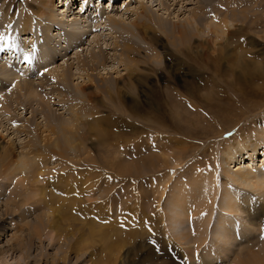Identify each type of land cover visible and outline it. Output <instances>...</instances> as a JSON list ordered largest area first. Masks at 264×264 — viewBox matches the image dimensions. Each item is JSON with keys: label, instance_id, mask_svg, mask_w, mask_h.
I'll return each instance as SVG.
<instances>
[{"label": "rangeland", "instance_id": "1", "mask_svg": "<svg viewBox=\"0 0 264 264\" xmlns=\"http://www.w3.org/2000/svg\"><path fill=\"white\" fill-rule=\"evenodd\" d=\"M40 1L0 0V19L3 20V12L8 20L14 19L9 29L12 30V34L15 33V26H18V21L23 15H29L32 22L38 23ZM61 1L56 0V3L62 6ZM172 1L118 0L117 4H114L109 0H92L90 4L87 0L85 3L83 0H75L70 6L75 15L73 17L86 14L85 18L91 23L90 26H95L98 23L96 20H100L96 28L84 27L88 24L86 22L82 26L83 29L78 31L85 33L81 35L82 39L76 45L79 47L67 48L64 51L61 43L58 44L57 48L62 49L63 57L50 61V57L42 56L46 58L45 67H40V64L35 69L33 64L27 61L8 65L7 70L11 71V74L8 79L3 77L5 80L1 81L4 85L0 88L9 93L19 81L30 79L36 86V91H40L42 96H52V100L48 101L50 111L56 117L69 118L70 101H60L52 94L51 90L57 84L56 80L51 79L48 87H42V83L46 82L43 81L45 80L43 74H47V71L52 72L53 67L61 70L67 63L74 64L73 83H80L82 79L79 76L80 71L77 70L76 55L80 50L86 56L91 50H98L96 47L102 45L112 49L106 51L110 63L106 71L101 69L100 77L108 79L113 85L115 81L117 86L120 85L121 79L115 78L119 71L123 74L124 70L116 63L117 61H114V54L119 55L120 47L116 44V34H112L109 29L106 31L104 27L103 20L106 17L104 12L118 14L130 24L138 17L141 6L144 5L165 20L183 22L195 10H200L203 4L206 5L204 14L207 15L204 16V21L207 19V23L203 27L204 33L184 47L179 44L176 46L173 40L159 31H152L153 35L158 34L162 37L155 39V48L162 56L158 59L157 66L155 53L149 51L151 61L136 65L135 69L146 77L144 81L147 83H135L137 86L131 91L134 98H129L125 94L126 91L122 92V97H118L112 90L111 101L105 97L104 92L101 94L103 95L101 101L94 103V111L97 112L95 116L105 118L112 113L113 108L120 107L119 110H123V122L134 123L143 128L133 131L116 125L118 126L116 129L108 128L109 131L103 129V138L102 136L97 138L89 132L82 140L78 135L75 145L84 148L85 152L77 155L69 150L67 158L70 163L72 161L71 167L75 166L84 172L83 176L79 177L78 174L74 176L75 178L72 177L73 180L71 177H64L65 180L58 179L57 175L71 169L65 170L62 167L64 163H61L59 157H51L48 165L41 164L39 167L43 170L39 169L40 174L36 179L30 177L28 180L24 179L25 181L21 175L8 179L0 167V264H25L28 260L29 264H110L111 261L112 264H189L179 252L173 250L162 252L163 250L155 245V241L148 238V214L159 215L156 228L160 234H165V231L169 233L166 222L161 220L160 215L162 212L167 214L172 209L176 189L183 184L196 182L197 179L202 180L213 172L219 181L223 178L222 167L226 166L223 162L229 158L227 157L229 150L234 148L235 153L239 152L235 150L239 136L242 135L246 139L251 137L250 140H254V134L264 137V102L262 103L260 98L250 96L247 97L248 101L244 102L249 92L257 90L261 92L262 89L264 91V78L250 82L255 67L264 69V0H189L179 5ZM163 3L174 6L170 11H165ZM68 5L64 10L68 9ZM217 9L219 11H216ZM7 12L11 18L6 15ZM89 12L91 13L87 14ZM224 21L230 25L225 35H214L207 42L206 39L210 35L207 26L220 28ZM69 31V27L60 29L53 25L51 34L54 39L59 40L64 39L65 35L69 38ZM40 33V29L36 28L37 37L33 38L39 48L43 41V37H38ZM149 36H152V33ZM97 39L100 40L98 44L95 42ZM134 39L144 45L139 37ZM146 41L153 44L150 37ZM200 41L205 43L208 52L216 58L214 62L208 61L212 69H207L204 56L199 55L200 61H194L197 67L195 63L191 64L197 70L193 71V67L188 69L187 58L178 51L193 46L197 54L201 51ZM66 45L67 43H64L63 47ZM145 55L146 53L143 54L141 51L137 53V62L144 59ZM2 58L5 59L6 56L3 55ZM2 64L7 65L5 60ZM152 67L156 70L150 71ZM245 68L249 69L248 72H244ZM2 93L3 91L0 92V97ZM172 93L180 94L184 100L182 98L180 101L171 100ZM0 101L2 102V99ZM260 103L259 108L255 106ZM136 108L140 111L137 112ZM33 109L40 115L33 116ZM12 113L18 117L19 125H25L26 121L38 123L42 127L46 125L42 108L37 101L31 109L14 104L10 112L0 113V121L2 119L5 121L6 129H11L8 119L12 117ZM100 129L102 128L99 127ZM13 132L0 128V136L3 135L6 142H16L18 154H26L28 149L24 150L23 147L30 137L26 133ZM223 132L225 134L222 136ZM127 141H131L127 144L132 145L127 147L131 148V156L125 150ZM151 145H158V148L152 150ZM151 152L155 153L156 161L150 166L152 168H149L148 158ZM260 154L263 157L264 149H260ZM170 157L179 159L178 163L181 164L176 167L173 163L165 165L162 162L171 161ZM262 157H258L255 163L256 167L264 172ZM115 159L117 162L113 164ZM242 161L246 162V166L250 163L246 156ZM239 163L237 161L231 164L230 170ZM241 166H244V163ZM128 168L129 171L136 173L123 177V169ZM44 169L47 171L44 172ZM243 170H246L245 167ZM78 178L82 180L84 192L80 198L73 199L68 188L78 187L75 180ZM164 178L169 180L166 182ZM229 186L231 192L241 194L239 199L242 196L245 200L251 201L253 198L264 202V195L260 192L248 187L242 188L231 184ZM41 198L45 202H42ZM54 212H58L62 218L61 227L57 231L46 226L52 220ZM245 216L244 220L247 222L248 218ZM245 221L247 232L250 235L255 233L253 236L256 235L263 240L264 232L261 230L264 228V219L262 223L258 219L256 227L251 226V220L248 219L247 223ZM243 243L244 240L235 243L232 249L239 253L247 247ZM73 246L77 247L73 249ZM177 247L178 250L181 249L179 245ZM234 257L235 253H232L227 261L224 263L216 261V264H230Z\"/></svg>", "mask_w": 264, "mask_h": 264}, {"label": "bare ground", "instance_id": "2", "mask_svg": "<svg viewBox=\"0 0 264 264\" xmlns=\"http://www.w3.org/2000/svg\"><path fill=\"white\" fill-rule=\"evenodd\" d=\"M74 1L75 0H62L61 2L63 5L60 6L56 3V0H41L38 6V23L32 22L29 15H23L18 21V26H15L16 31L13 33L14 35L11 33L12 30L9 31L14 19L8 20L4 17L5 15L3 12V20L0 19V35L7 39V44H2L0 42V46L4 45L3 51H0V60L1 64L2 61L5 60L7 65L5 66L0 64V87H3L4 85V82L2 81L6 78L8 79L11 74V71L7 70L8 65H17L26 61L25 56L27 55L32 60L31 64H33V68H38L40 64V67H45L46 62L44 60L46 58H43L42 56L46 55L50 57V61H53L58 57H63L62 49L65 51L67 48L74 49L79 47V45H76L80 42L85 33H78V31L83 29L82 26L86 24V22H88V24L84 27H90L91 29H94L99 25L100 20H96L98 23H96L95 26H90L91 23L87 21V18H85L86 14L73 17L75 15L72 9H70V6L72 3H75ZM109 1L117 4L116 2L118 0ZM126 1L128 0H125V2ZM176 1L177 0H173L172 2L179 5L181 3L188 2L189 0ZM83 2L85 3L86 0H83ZM87 3L92 4V0H87ZM131 3L132 1L129 2V4ZM67 4H69L68 9L64 10ZM163 6L165 7V11H170L174 4L168 5L163 3ZM205 8L206 5L203 4L200 10H195L192 15L183 22H171L158 15L156 16L152 10H149V8L142 5L138 17L130 24L118 16V14L105 13L104 10L103 14L106 15L103 20V24H105L104 27L106 28V31L109 29L112 34H116V44H119L120 47L119 55L116 53L114 54V61H117L116 63L119 64L120 67H123L124 73L122 74L120 71L117 73L118 76L115 79H121L120 85L118 86L117 81H115L113 85L110 81H108V79L104 80L100 77V75L102 76L101 71L103 69L106 71L109 66L108 63H110L108 58L109 56L106 51L112 49L110 47H103L100 45L99 47H96L98 50L93 49L86 56L83 55L80 50L78 55H76L75 59L77 60V70L80 71L79 76L80 79H82L80 83H73V77H75V75L72 74V69L74 68V64L67 63V65L62 67L61 70L53 67L52 72L47 71V74H43L45 75V80L43 81L46 82H43L41 86L48 87L52 82L51 79L56 80L57 84L51 90L52 94H55L60 101H70L68 109L70 114L69 118L60 116L56 117V115L50 111V104L48 103L49 100H52V96H42L40 91H36V86L30 79L19 81V84H17L16 87L9 93L0 88V92L3 91L1 94L2 96L0 97V99H2V102L0 101V113L10 112L13 109L14 104L19 107L25 106L26 109H31L33 104L37 101V104H40L42 108V113L46 121V125L43 127L38 123H30L27 121L25 123L21 122L25 125H19L20 121L18 117L16 115L13 116V113L11 115L12 117L8 119V124L11 129H6V124L3 119L0 121V128H4L5 131L13 130V133L17 132V134L26 133V135L30 137L29 141L23 147L24 150L28 149V152L26 154H18L16 142H6L3 138L4 136H0V167L3 174L8 177V179L14 178L17 175H21L23 180L26 178L28 180L30 177L36 179V177L40 174V170H43L39 167L41 164L48 165L47 162L51 159V157H59V159L62 160L61 163H64L63 166H61L65 170L68 168L71 169L66 170L64 173H58L59 175L56 176L58 179L65 180L66 178L64 177H71L70 179H72V177L75 178L74 176H78V174H80L79 177H81L84 172L79 168L76 169L75 166L71 167L72 161L70 163L67 158L69 150H72L73 153H77V155H79V153L84 154L85 152L84 148H78V146L75 145L78 135L80 136L79 139L82 138V140L86 138V134L89 132L90 134L97 136V138L100 136L103 138V129L109 131L108 128L116 129L120 125L133 131H138L143 128L142 126L135 125L134 123L123 122V110H119L120 107L116 109L113 108L111 111L112 113L105 118L97 117L98 115L95 116L97 112L94 111V103L101 101V96H103L101 94L104 92H106L105 97L110 100L113 95L112 90L116 92L118 97H122V92L126 91L125 94L129 98H134V96L131 95V91L135 90V87L137 86L136 84L147 83L144 81L146 77L139 74V72L135 69L136 65L138 66L140 63H147L151 61V57H149L148 54L149 51H153L155 53L157 62H154L157 63V66H159L158 59L162 56L155 48V39H162V37L158 34L153 35L154 33L152 31H159L168 39L173 40V44L176 46L179 44L181 47H184L193 39L204 33L203 27H205V24L207 23V19L204 21V16L207 15L204 14ZM128 9L129 7L126 10ZM216 11H219V9ZM90 13L91 12L87 14ZM6 15L11 18L8 12ZM53 25H57V28L60 29L63 27H69L70 37L68 38V36L65 35L64 39H54L51 34ZM219 27L220 28L207 26L210 31V35L206 39L207 42L211 40L214 35L224 36L229 30L230 25L228 22L224 21ZM36 28L38 30L40 29L41 32L38 37H43L41 44L42 47L40 46V48L36 45V40L33 39L37 37L35 36ZM150 33H152V36H149ZM36 35H39V33H36ZM75 37L78 38L75 40ZM135 37H139L144 42V45L136 42L134 39ZM148 37L153 40V44L147 43L146 40ZM99 41L100 40L97 39L95 41L96 44H98ZM64 43H67L65 47H63ZM58 44L62 46V49L57 48ZM204 44V42H201L199 45L201 47V51L197 52L198 55L194 51L193 46L185 47V49L183 48L178 51V53L183 54L187 58L189 65L188 69L193 67L191 64L195 63L196 66V62L200 61L199 55L204 56V61L206 63L205 68L207 67V69H212L210 67L211 64H208V61L214 62L216 57L208 52V49L204 46ZM166 50H168V48H166ZM82 51H84V49ZM140 51L143 54L146 53V55L144 56V59H139L137 62V53H140ZM2 53L6 56L5 59L2 58ZM241 56L243 55L241 54ZM155 70L156 69L152 67L150 71ZM192 70L197 71L194 67ZM248 70L249 69L245 68L244 72H248ZM254 72L255 73L253 74L251 73L253 76L251 77L250 82L264 78V69L261 70L260 67H255ZM3 77L5 79H3ZM212 78L215 79L213 76ZM172 94L171 100L178 99L180 101V98L184 100V97L180 94ZM249 96L251 98H260L261 102H264L263 89L261 92L257 90V92H249V94H246L245 103L248 101L247 97ZM36 98H38V100H36ZM23 99L26 100L24 101ZM259 105H261V103L258 105L255 104L258 108ZM136 111H140L139 108H136ZM37 114H39V112H37V110L34 111L33 109L32 115L35 116ZM114 119H116V121H114ZM99 127L102 129L99 130ZM224 134L225 132L222 133V136ZM253 138L254 140H250L251 137L246 139L243 138L242 135L239 136L238 146L237 148L235 147V150H239V152L238 154L235 153L236 151H234V148H232L231 151L229 150L227 154V157L229 158L225 159L223 162V164L227 167H222L223 178L219 181L217 175L213 172L209 173V175L202 180L197 179L196 182H191V184L188 185L183 184L176 189L175 198L172 202V209L167 214L162 212L160 215L161 220L166 222V224H164L167 225V231L169 233H166L165 231V234H160L156 228L159 223V215L148 214V238L155 241V245L158 248H161L163 250L162 252L172 250L175 252L177 251V253L179 252V255L183 256L185 260L187 259L189 264H216V261L224 263L232 253H235V257L231 259L232 263L230 264H264V239L261 240L256 235L253 236L255 233L250 235L247 232L248 227L245 228L246 226L244 224V215H246V218L251 220L250 224L252 227H256L258 219H260V223H262L261 221L264 219V202L259 200L256 201L253 198H251V201L245 200L242 196L239 199L238 197L241 195L240 193L231 192L229 190V185L231 184V186L236 185L242 188L248 187L253 191L260 192L264 195V172H262L263 170L258 169L255 163L258 157H262L260 149H264V137H258L254 134ZM128 143H131V141H127L125 150L127 151V154L129 153V156H131V148L129 149L127 147H131L132 145H127ZM150 147L152 150H156L158 145H151ZM127 149H129V151ZM153 153L149 156L150 158H148L149 168H152L150 166L152 163H155L154 161H156L154 156L155 153ZM245 156L249 158L250 161L247 166L245 165L246 162L242 161L245 159ZM170 158L172 162L169 160H163L162 162L165 163V165L173 163L176 167L181 164L180 162L178 163L179 159L176 160L177 158L175 157ZM262 159V164L264 165V155ZM237 161L240 162L238 166H234L230 170L231 164ZM116 162L117 160L113 164ZM242 163H244V166H241ZM244 167L246 170H243ZM64 169L63 171H65ZM129 169L130 168H128V170L123 169L125 174H123V177L127 174L133 176V174L136 173L135 171H129ZM46 171L47 170L44 169V172ZM90 174L91 173H89V175ZM164 179L166 182L169 180L168 178ZM75 180L78 182V184L76 183L78 187L72 186L68 188V192L71 193L70 196H72L73 199L82 196V192H84L82 180L80 178ZM164 190L165 187L163 188V191ZM163 194L164 192L162 195ZM218 195L219 197L217 198ZM41 201L45 202L42 198ZM74 201L75 200H73V202ZM74 203H76V201ZM55 218H58V220H54ZM61 221L62 218H60L59 213L54 212L52 220L48 222L46 226L57 231L61 227ZM261 231L264 232V228ZM242 240H244V246L247 247L240 250L239 253L235 252L234 249H232V246ZM128 241H130V239ZM177 244L181 249L178 250ZM74 247L75 246H73V249ZM151 260H153V258ZM25 264H29V260L25 262ZM110 264H112V261Z\"/></svg>", "mask_w": 264, "mask_h": 264}, {"label": "snow or ice", "instance_id": "3", "mask_svg": "<svg viewBox=\"0 0 264 264\" xmlns=\"http://www.w3.org/2000/svg\"><path fill=\"white\" fill-rule=\"evenodd\" d=\"M0 42H2L3 44H7V39L3 36H0ZM0 51H3V46H0ZM25 60L30 64L32 63V60L30 57H28L27 55L25 56Z\"/></svg>", "mask_w": 264, "mask_h": 264}]
</instances>
